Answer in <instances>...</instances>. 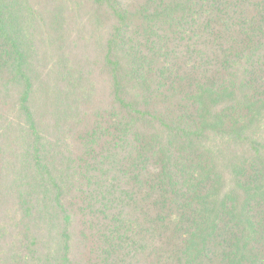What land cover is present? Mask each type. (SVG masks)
<instances>
[{"label": "trees", "instance_id": "trees-1", "mask_svg": "<svg viewBox=\"0 0 264 264\" xmlns=\"http://www.w3.org/2000/svg\"><path fill=\"white\" fill-rule=\"evenodd\" d=\"M0 264H264V0H0Z\"/></svg>", "mask_w": 264, "mask_h": 264}, {"label": "rangeland", "instance_id": "rangeland-1", "mask_svg": "<svg viewBox=\"0 0 264 264\" xmlns=\"http://www.w3.org/2000/svg\"><path fill=\"white\" fill-rule=\"evenodd\" d=\"M47 27H49V26L47 25ZM68 38L72 40V39H73V35L68 34ZM10 115H11V114H10Z\"/></svg>", "mask_w": 264, "mask_h": 264}]
</instances>
